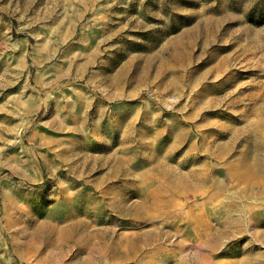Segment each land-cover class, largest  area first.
I'll return each mask as SVG.
<instances>
[{
	"label": "rangeland",
	"instance_id": "obj_1",
	"mask_svg": "<svg viewBox=\"0 0 264 264\" xmlns=\"http://www.w3.org/2000/svg\"><path fill=\"white\" fill-rule=\"evenodd\" d=\"M0 264H264V0H0Z\"/></svg>",
	"mask_w": 264,
	"mask_h": 264
},
{
	"label": "bare ground",
	"instance_id": "obj_2",
	"mask_svg": "<svg viewBox=\"0 0 264 264\" xmlns=\"http://www.w3.org/2000/svg\"><path fill=\"white\" fill-rule=\"evenodd\" d=\"M248 190V189H247ZM260 199H262V198H260ZM226 231V230H225ZM221 233H223V232H221ZM224 234V233H223ZM90 258V257H89ZM92 259V258H91ZM97 260V259H96ZM92 261V260H91ZM95 261V260H94ZM99 261H101V260H99ZM94 263V262H93Z\"/></svg>",
	"mask_w": 264,
	"mask_h": 264
},
{
	"label": "crops",
	"instance_id": "obj_3",
	"mask_svg": "<svg viewBox=\"0 0 264 264\" xmlns=\"http://www.w3.org/2000/svg\"><path fill=\"white\" fill-rule=\"evenodd\" d=\"M46 16L48 17V16H49V14H46Z\"/></svg>",
	"mask_w": 264,
	"mask_h": 264
}]
</instances>
